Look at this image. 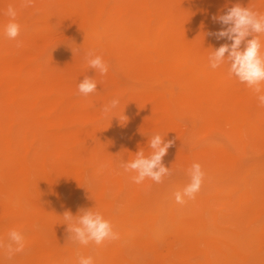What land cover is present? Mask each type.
Returning <instances> with one entry per match:
<instances>
[{
  "label": "bare ground",
  "instance_id": "6f19581e",
  "mask_svg": "<svg viewBox=\"0 0 264 264\" xmlns=\"http://www.w3.org/2000/svg\"><path fill=\"white\" fill-rule=\"evenodd\" d=\"M22 4L0 0V242L6 245L15 228L25 247L11 259L0 248V264H77L79 256H92L95 264H264V154L245 159L264 151V107L229 75L226 58L216 69L208 61L231 43L209 35L224 27L213 17L236 4L264 12V0ZM9 5L21 26L16 40L4 34ZM89 50L109 65L106 75L88 67ZM112 60L140 86L124 83ZM85 76L98 83L87 97L77 91ZM113 98L119 106L103 113ZM182 110L194 117L189 129L199 123L231 145L210 141L194 153L182 149L176 121ZM69 124L86 127L54 137L61 145L47 150V129ZM129 130L174 141L162 160L171 175L159 188L150 179L133 183L135 173L106 156L107 145L127 139ZM131 146L130 157L152 151L143 141ZM194 162L204 172L200 191L178 204L174 193L189 183ZM102 165L108 168L99 177ZM81 187L92 197L79 199ZM90 208L112 223L119 239L87 246L63 240L64 212L78 216Z\"/></svg>",
  "mask_w": 264,
  "mask_h": 264
},
{
  "label": "clouds",
  "instance_id": "9594fccd",
  "mask_svg": "<svg viewBox=\"0 0 264 264\" xmlns=\"http://www.w3.org/2000/svg\"><path fill=\"white\" fill-rule=\"evenodd\" d=\"M23 7L34 6V0H23ZM10 20L4 26V34L7 38L16 40L20 35L21 26L16 22L17 11L13 5H9L5 11ZM213 20L220 23L221 30L214 35L218 40L227 39L231 43H224L209 55L208 61L211 68L220 67L225 58L229 64V75L235 76L241 83L246 84L256 94L260 106L264 107V44L261 36H264V12L254 10L249 7H242L236 4ZM252 37L248 39V37ZM244 45L243 49L241 45ZM17 47L22 46L21 41H17ZM88 67L104 76L109 71V65L102 56L96 55L89 50L86 54ZM97 81L91 77L85 78L78 83V94L85 97L97 91ZM119 99L113 98L104 105L102 112L107 114L119 106ZM159 133H155L149 139L148 146L152 150L149 155H145L142 149L135 153V156L127 161L121 162V167L125 172L135 173L130 177L131 181L137 185L142 184L146 179L159 184L163 179L171 175L170 168L166 167L162 160L172 147L174 141L164 139ZM190 181L182 190L174 193L175 201L178 204H185L186 199H195L196 193L200 191L204 179L202 166L194 162L188 169ZM64 224L70 233L69 239L87 246L90 243L101 245L104 241L119 239V233L114 231L112 223L106 219L99 211L92 208L81 210L80 215H73L70 211L63 214ZM8 243L0 242V248L6 249V256L11 259L16 253L22 252L25 247L24 236L21 231L13 228L8 232ZM77 264H95L92 256H79Z\"/></svg>",
  "mask_w": 264,
  "mask_h": 264
},
{
  "label": "rangeland",
  "instance_id": "374dc122",
  "mask_svg": "<svg viewBox=\"0 0 264 264\" xmlns=\"http://www.w3.org/2000/svg\"><path fill=\"white\" fill-rule=\"evenodd\" d=\"M126 1H131V0H126ZM67 41L71 42L72 39L69 38ZM72 55L73 53H68L64 56V58L69 59L72 57ZM111 64L113 65L114 70L116 71V73L118 74V76L124 83H128V84L135 85V86H140L139 85L140 82L132 78L129 74H127L124 70H122L116 64L115 60H112ZM193 120H194V117L185 110L180 111L179 114L176 115V121L179 123V125L182 128V139H181L182 149L187 150L188 152L194 153L204 148L207 144H209L210 141H217L220 144L228 145V146L231 145L230 140L227 139L222 133L218 131L216 132H210L208 130L203 131L200 129L199 123H197V125L194 128L189 129V126L193 124ZM85 127H86L85 125H81V124H69L66 126L59 127V128L49 127L47 129V132H48V137L50 138V143L47 145L46 149L49 150L51 148L59 147L61 145L60 139L58 140L59 141L58 143V142H55L54 137L62 138L64 137L65 133L78 131L80 129H84ZM128 133H130V135L128 136L127 139L119 137V138L114 139L111 143L107 145L105 151H106V156L108 158L117 160L120 163L124 160L125 161L130 160L133 158V157H130V154L132 153L131 144H135V142L142 143L143 141L148 146L149 139L152 137V135L146 131L141 132L138 130H129ZM165 141H167V139H165ZM91 142L95 143L96 140H92ZM262 152L264 154V151H260V152L250 151L249 156H247L245 159L248 163H251L252 161H255L256 159H259L262 156ZM106 168H108V166H105V167L104 165L100 166V168L96 172L97 176L101 177L103 172L107 170ZM172 171L178 172V174L180 173L177 168L172 169ZM95 182L96 183L99 182L98 178L97 180H95ZM162 184H164V182L159 183V184L156 183V187L159 188L160 186H162ZM91 190H92V193L95 192L93 189ZM82 195L87 196L89 198L92 197L91 194H88L87 192H85L84 187L79 188L77 192V197L79 199ZM60 196L63 199L66 197L65 193H62V195ZM69 236H70V233L65 234L63 236V240L65 242H68L69 240H71L69 239ZM135 255L143 259V253L136 252Z\"/></svg>",
  "mask_w": 264,
  "mask_h": 264
}]
</instances>
